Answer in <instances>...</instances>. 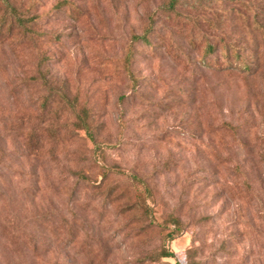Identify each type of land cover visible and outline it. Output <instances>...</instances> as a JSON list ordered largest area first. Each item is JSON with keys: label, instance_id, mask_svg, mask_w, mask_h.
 Listing matches in <instances>:
<instances>
[{"label": "rangeland", "instance_id": "obj_1", "mask_svg": "<svg viewBox=\"0 0 264 264\" xmlns=\"http://www.w3.org/2000/svg\"><path fill=\"white\" fill-rule=\"evenodd\" d=\"M11 2L0 264H264V0Z\"/></svg>", "mask_w": 264, "mask_h": 264}, {"label": "trees", "instance_id": "obj_2", "mask_svg": "<svg viewBox=\"0 0 264 264\" xmlns=\"http://www.w3.org/2000/svg\"><path fill=\"white\" fill-rule=\"evenodd\" d=\"M180 0H166L165 7L167 11L174 12L176 11V7L179 4ZM30 11V10H29ZM29 11H22L20 7L15 6L14 3L11 2V0H0V41L11 37L13 34V31L16 34H21V29L24 30V27L26 23L29 21L30 18H32L31 21H34V17L36 14L32 16H28ZM136 38H142L146 39L145 33L140 35L139 37L136 36ZM209 50H213L211 44L206 45V52L205 54H208ZM225 57L229 58L232 56L229 53H226V50L224 52ZM233 56L239 57V55L233 54ZM238 66L240 71H247L250 73V64L247 63L245 59L238 60ZM78 117L80 119V127L86 131L90 130V120H88L89 115L84 114H78ZM169 240L175 239L177 236L173 233L168 232ZM174 252L171 251L168 248L163 247L160 249L157 253H155V256H153L155 259L161 258V257H173Z\"/></svg>", "mask_w": 264, "mask_h": 264}]
</instances>
